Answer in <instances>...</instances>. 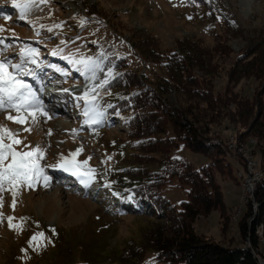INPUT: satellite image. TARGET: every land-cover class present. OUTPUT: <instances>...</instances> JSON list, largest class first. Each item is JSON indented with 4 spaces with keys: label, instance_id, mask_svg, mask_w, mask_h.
<instances>
[{
    "label": "rangeland",
    "instance_id": "obj_1",
    "mask_svg": "<svg viewBox=\"0 0 264 264\" xmlns=\"http://www.w3.org/2000/svg\"><path fill=\"white\" fill-rule=\"evenodd\" d=\"M16 2L18 0H0V26L6 29L0 32V39L3 40L0 55L18 63L21 49H37V63L33 64L29 59L25 64L32 77L35 80L50 78L68 82L75 86L78 90L76 95L80 96L85 91L96 89V102L104 111V116L99 124L85 123L86 118L82 114L85 102L74 99L71 93L63 98L68 102L65 114L61 111L48 112L43 108L41 114L46 112L47 115H35V122L30 116L25 124H18L6 118L8 115H20L15 109L0 110V125L19 133L17 138L23 140L22 144L15 146L18 151L30 150L25 149L24 144L39 145L45 149L46 157L40 163L45 166V175L49 177L47 187L42 179L33 187L21 186L15 195L14 208L12 192L0 193L3 198V206L0 207L3 217L0 219V264H122L119 256L129 248V242L142 244L146 234L144 229L152 226L157 219L156 214L136 216L119 212L114 204L119 195L116 182L125 179L121 167L131 150L126 144L130 130L127 116L112 110L111 102L117 94L108 90L107 83L100 86L104 81L109 82L114 74V68L105 69L108 57L124 58L130 67L154 82L166 74L165 68L163 64L146 63L140 58L130 40L137 41L139 35L157 38L165 51L176 47L177 39L191 36L202 39V47L206 51L211 52L217 45H222L229 52L237 53L264 36V0H216L220 10L240 24L241 33L226 38L225 43L215 40L212 33L214 25L206 20L204 8L192 4L190 0H36V6L23 19L20 10L14 7ZM5 16L9 18L5 19ZM216 26L220 30L219 25ZM49 28L52 31H48ZM5 45H8L6 49ZM219 54L213 53V63H220ZM88 57L100 65L95 77L91 72H82V65L75 63ZM229 66L225 65L216 81L218 89L227 83ZM37 73L40 76L34 75ZM88 74L93 80L90 86L87 85L90 80L85 79ZM34 79L26 80L32 82ZM83 79L85 83H82ZM45 83L49 84L47 80ZM250 86L244 80L235 90L250 95ZM165 97L180 111L183 108L187 110L190 121L197 123L202 135L215 134L223 139L234 136L238 142H244L248 156L263 172L260 156L263 143L251 133L246 134L249 125L245 120L238 122V109L229 106L218 115L214 112L199 114L192 108L191 98L177 92H169ZM25 127H30L32 131H24ZM203 132L208 133L205 135ZM8 142L5 138V143ZM81 146L83 151L76 159L83 161L91 157L89 165L95 169L92 183L96 185L92 188V183L88 187L83 186L78 176L79 183L75 181L78 185L72 186L66 182L69 175H74L72 172L47 167L57 164L61 155L68 157ZM227 146L233 156L231 144ZM176 153L197 169L209 162L206 155L184 146ZM231 162L239 176L238 182L222 175H218V182L228 205L239 206L243 205L241 201L247 186L248 164L243 166L234 159ZM187 189L180 185L177 178H173L163 186L162 193L172 205L181 208L188 198ZM9 216L15 218L13 224H22V227H10ZM21 218H24L23 222ZM239 218H232L228 229L224 230L220 211L213 210L196 220V231L225 245H241L237 229ZM41 232L45 239L37 238L30 245V238ZM136 264L165 263L158 260L154 252H148L144 258L136 260Z\"/></svg>",
    "mask_w": 264,
    "mask_h": 264
},
{
    "label": "trees",
    "instance_id": "obj_2",
    "mask_svg": "<svg viewBox=\"0 0 264 264\" xmlns=\"http://www.w3.org/2000/svg\"><path fill=\"white\" fill-rule=\"evenodd\" d=\"M190 1L204 8L206 20L214 25L212 33L219 43L241 33L238 21L220 10L216 0ZM130 40L143 61L163 64L166 74L149 81L124 58L114 57L112 61L108 57L105 66L107 70L115 69L106 85L117 94L111 102L112 110L125 113L130 129L126 144L131 153L121 167L125 179L116 182L119 195L114 204L119 212L136 216L156 214L157 219L144 229L142 244L129 242V248L119 256L121 263L136 264V260L154 252L165 264H261L260 260L264 261V176L255 190L254 201L250 199L243 206L228 205L218 175L238 182L231 159L244 164L232 156L228 139L215 134L202 135L197 123L190 121L187 110L180 111L165 95L177 92L191 98L192 108L199 114L218 115L229 106L238 109V122L245 120L249 125L246 134L251 133L263 143L260 156L264 173V36L237 53L229 52L222 45L206 51L203 40L191 36L177 39L176 47L169 51L163 50L151 35ZM217 52H220V63H213L211 58ZM227 64H230L227 83L218 89L216 81ZM244 80L251 85L250 95L235 90ZM182 146L206 155L209 162L197 169L177 155ZM173 178L188 188V198L181 208L172 205L162 193L163 186ZM241 206L243 214L240 213L237 222L241 245H225L196 231V220L213 210L220 211L223 228L228 229Z\"/></svg>",
    "mask_w": 264,
    "mask_h": 264
},
{
    "label": "snow or ice",
    "instance_id": "obj_3",
    "mask_svg": "<svg viewBox=\"0 0 264 264\" xmlns=\"http://www.w3.org/2000/svg\"><path fill=\"white\" fill-rule=\"evenodd\" d=\"M36 6V0H18L14 4V7L18 8L21 13V18L23 19L31 10ZM8 19V16L4 17ZM191 19V17H189ZM83 24V21H82ZM61 25H56L55 27H60ZM6 29L0 26V32H4ZM48 31H52L49 28ZM14 34V33H13ZM3 40L0 39V43ZM8 45H5V49ZM56 53L54 52L53 55ZM20 62L12 63L11 59L0 55V110L6 108H13L19 113L17 117L8 115L6 118L12 120L18 124H25L29 116L35 122V115L29 112V109L35 110L37 108L42 110V105L33 92L31 86L24 80L26 75L31 74L25 68V64L30 59L31 63L36 64L37 60L35 57L39 55L37 49L27 48L21 49ZM27 58V59H26ZM82 65L80 69L84 73H92L95 77L96 69L100 67L99 63L91 57L81 58L75 61ZM10 69V70H9ZM108 81H104L100 86L103 87ZM96 89H90L85 91L79 99L84 100L83 115L86 118L85 123L99 124L102 122L104 116V111L101 109L97 101V96L95 95ZM46 116L47 113L43 112ZM24 131L31 132L30 127H25ZM50 134V133H49ZM19 133L13 132L11 129L4 125H0V193L4 191H11L13 194V208L15 207V195L21 186L27 185L28 187H33L41 179L44 181L45 187L48 186L49 177L45 175V166H42L40 161L45 159L46 151L39 145L30 146L24 144L25 149H30L27 151H18L15 147L16 145L22 144L23 140L18 139ZM5 138L9 141L5 143ZM83 151V146L77 148L75 152L69 153L68 157L61 155L60 161L55 165H47V167H57L64 171L72 172L74 175L81 179V182L86 186L90 184L95 179V169L91 168L89 165V157L86 160L78 161L77 156ZM107 186V185H106ZM3 206V198L0 196V207ZM2 214H0V219H2ZM14 217H7L10 227H22L21 225H15L12 223ZM24 218H21L23 222ZM53 231H55L53 229ZM40 238L44 240V233L34 234L30 240V245ZM46 246V245H40Z\"/></svg>",
    "mask_w": 264,
    "mask_h": 264
},
{
    "label": "bare ground",
    "instance_id": "obj_4",
    "mask_svg": "<svg viewBox=\"0 0 264 264\" xmlns=\"http://www.w3.org/2000/svg\"><path fill=\"white\" fill-rule=\"evenodd\" d=\"M35 76L36 75H38V73L37 74H34ZM26 76H28V77H26L25 78V81H29V80H26V79H34L33 77H32V75L31 74H29V75H26ZM38 76H40V75H38ZM32 81H36L35 79L34 80H32ZM37 82V81H36ZM49 87H47V89H48ZM43 89H45V91H46V88H45V86L43 87ZM75 91H77V90H75ZM53 93H49L48 94V106H50V108L48 109V111L49 112H55V111H61L62 113H66V108L65 107H67L68 108V106H66V104H68V102H67V100H65L66 98H67V96H68V94L70 93V92H65L64 90H59V91H52ZM71 94H72V92H71ZM63 98H65V99H63ZM61 104H64V106H60ZM68 110V109H67ZM35 115H37V114H35ZM35 117H37V116H35ZM29 118H30V116H29ZM248 174H249V172H247ZM258 173H259V179L258 180H255L254 182H253V193H252V199H253V201H254V194H255V190H256V188H257V186H258V184L259 183H261V181H262V179H263V176H264V173L261 171V170H258ZM60 174V173H59ZM58 180V179H57ZM68 181L70 182V184H71V175H69L68 176ZM73 181V180H72ZM74 181H77L78 183H79V180H77L76 178H75V180ZM55 182V181H54ZM246 184H247V186H245L246 187V189H245V194H247V191H248V189H250V182H249V175H248V178H247V180H246ZM78 185V184H77ZM72 186H75V184L74 185H72ZM79 187H81V186H79ZM245 196V195H244ZM244 196H243V199H242V203H244ZM255 211H256V207H255ZM240 213H241V210L240 209H238V211H237V213H236V216L237 217H239L240 216ZM247 246H250V242L248 241L247 242Z\"/></svg>",
    "mask_w": 264,
    "mask_h": 264
},
{
    "label": "built area",
    "instance_id": "obj_5",
    "mask_svg": "<svg viewBox=\"0 0 264 264\" xmlns=\"http://www.w3.org/2000/svg\"><path fill=\"white\" fill-rule=\"evenodd\" d=\"M227 144H231L234 158L240 159L243 164H248L247 172H249L250 189H248L247 194H245L244 196V203H245L248 200L252 199L253 182L259 179L257 164L252 158L248 156L247 154L248 148L244 144V142H241V141L238 142L237 139L234 138V136H229L227 140ZM242 206L239 208L240 210Z\"/></svg>",
    "mask_w": 264,
    "mask_h": 264
},
{
    "label": "water",
    "instance_id": "obj_6",
    "mask_svg": "<svg viewBox=\"0 0 264 264\" xmlns=\"http://www.w3.org/2000/svg\"><path fill=\"white\" fill-rule=\"evenodd\" d=\"M261 232H262V231H261ZM260 263H261V264H264V261L261 259V260H260Z\"/></svg>",
    "mask_w": 264,
    "mask_h": 264
},
{
    "label": "crops",
    "instance_id": "obj_7",
    "mask_svg": "<svg viewBox=\"0 0 264 264\" xmlns=\"http://www.w3.org/2000/svg\"><path fill=\"white\" fill-rule=\"evenodd\" d=\"M235 205V204H234Z\"/></svg>",
    "mask_w": 264,
    "mask_h": 264
}]
</instances>
